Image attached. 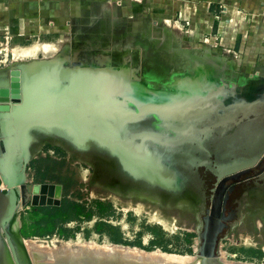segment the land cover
Instances as JSON below:
<instances>
[{"label":"rangeland","instance_id":"1","mask_svg":"<svg viewBox=\"0 0 264 264\" xmlns=\"http://www.w3.org/2000/svg\"><path fill=\"white\" fill-rule=\"evenodd\" d=\"M49 1L50 8L41 9L42 16L51 17L0 26V69L9 68L0 70V86L8 87L12 74L22 68L26 78L35 77L25 102L34 117L20 120L17 106L12 107L13 114L10 104V111L0 112L4 118L13 114L16 120L5 128L0 122V156L21 174L19 181L35 186L40 206L60 205L62 185L72 183L71 200L89 204L101 200L114 206L119 217L110 223L121 229L125 240L140 239L145 248L151 241H162V247L187 257L195 256L204 242L218 168L240 161L238 169L222 177L251 167L227 181L230 190L223 212L227 220L215 253L227 261L264 264V53L244 51V34L218 37L221 19L215 14L226 19L229 15L218 7L209 16L205 0H197L206 19L199 37L177 15V3L183 0ZM110 1L111 7L105 9L102 5ZM251 16L245 28L248 24L249 35L255 37L258 23ZM163 18L179 22L184 32L179 35L167 28ZM17 24L25 30L16 32ZM249 45L255 42L247 41ZM16 48L22 49L20 53ZM52 60L56 63H49ZM38 61L46 65L36 72L32 64ZM49 71L55 75L42 80ZM87 92L91 97L84 98ZM57 97L63 102L54 104ZM188 103L195 114H202L186 125L177 107L184 113L192 109ZM68 111L80 112V117L66 121ZM80 119L85 125L78 123ZM177 127L186 133L179 136ZM102 129L131 149L130 165L97 139ZM9 132L15 137L6 140ZM48 165L52 177L42 179L38 171ZM31 207L35 206L26 209ZM25 210L21 226L22 219L30 221ZM94 222L82 223L69 241L58 236L34 240L58 249L68 244L85 247L88 242L109 244L107 236L93 232ZM86 231H91L89 239ZM185 233L195 235L190 246ZM157 249L161 247L153 251Z\"/></svg>","mask_w":264,"mask_h":264},{"label":"water","instance_id":"2","mask_svg":"<svg viewBox=\"0 0 264 264\" xmlns=\"http://www.w3.org/2000/svg\"><path fill=\"white\" fill-rule=\"evenodd\" d=\"M50 62L56 63V60L49 61V63ZM196 64L197 67H199V61H197ZM32 65L36 68L37 72L40 71V69L46 64L45 62L43 63L38 61L34 62ZM52 65L53 64H50V66ZM8 69L9 68H6L4 71L6 72ZM52 74L53 73L49 71L45 74L46 76L44 79L50 80V78L55 75ZM20 76H22V80ZM12 77L13 79L10 81V85L8 87L0 86V112L10 111L11 106V111H13L12 113L14 114L16 112H14V108L12 109V107L17 106L18 108L16 109L20 114V120L24 121V119H30L31 117L33 118V112H31L29 109L30 106L26 105L25 103L26 97L28 95V92L25 94V88L27 89L26 86L31 87V82L35 80V77H28L29 82H27L25 88L24 81L26 78V73L24 68H22L21 73L14 72ZM48 86L47 88L51 89V87ZM48 89L47 93L42 94L41 98L44 99L46 98L45 96L49 95L50 92ZM88 93L89 92L84 95V98L91 97V95ZM36 98L40 99V97ZM62 100L64 99L57 97L54 104H57V102ZM81 101L85 102L86 100L82 98ZM188 107H191L192 109H189V111H185L184 113L189 114L190 111H193L194 113L195 107L191 103H188ZM202 109L203 108H200L201 112L204 111ZM177 110L180 111L178 113L182 114L180 116V121H182V124L187 125L189 120L192 121L197 118H193L194 114H191L188 118L185 117V114L181 112L180 106L177 107ZM13 114L11 117L9 115L7 118L12 119V121L7 122L6 125L1 122V126L5 128L6 126H9L8 124H14V121L16 120H14ZM2 115L3 114H0V118H4ZM66 116H70V114H66ZM197 116L199 117L200 114ZM177 118L179 119V117ZM15 124L17 125V122H15ZM179 128L180 129H178V127L175 128L176 130L178 129L177 132L179 136L186 133L185 129L181 127ZM101 132L103 134L105 131L103 132L102 129ZM103 135L108 137L111 134L105 132ZM6 137V140H8V138H14L15 135L14 133L7 134ZM109 138L111 139L109 142L108 140L103 139L102 136L98 137L97 139L105 146H108L111 142V144L119 150L111 148L110 150L114 154L119 155L122 160L128 159L131 149L127 146H124L122 143L116 142L112 135ZM127 162L129 163L128 165L131 164L130 159H128ZM250 164H247L246 166H250ZM8 167L9 166H7L4 159L0 156V264H255L242 261H227L225 257V259L222 258L223 255L220 256L215 253L216 239L224 227L222 220H220V214L222 211L223 194L224 191H226L225 183L231 178H238L242 173H238L234 176H229L224 179L222 178L223 175L230 173L233 170L222 174L221 167L218 168V177L221 183L219 185L218 192L215 195L210 213L205 219L206 225L204 233L202 234L204 242L202 243L200 249H198L195 256L186 257L173 255L172 253L169 254L162 251L161 249H157L156 251H146L138 247L139 250H136L135 247L126 245L112 243L100 245L95 242H86V247H81L76 250L70 248L63 250L58 249L59 246L53 245V247H49L39 244V242L35 241L34 239H24L21 235V224L17 231V235H14L13 227L14 223L16 222V218H18L20 222L21 214L29 206V204H32L35 207L40 205L35 204L33 201L35 186L32 183L28 184L18 182L19 176L21 174L18 176H16L17 174L12 175L10 170L7 172L6 169ZM250 169L251 167L245 169L244 173L249 172ZM22 171L24 173V170Z\"/></svg>","mask_w":264,"mask_h":264},{"label":"crops","instance_id":"3","mask_svg":"<svg viewBox=\"0 0 264 264\" xmlns=\"http://www.w3.org/2000/svg\"><path fill=\"white\" fill-rule=\"evenodd\" d=\"M48 3L41 5L38 0H0V26L7 25L9 22H17V23H25V22H38L42 19L45 20L49 16L47 13H44L42 16V7L44 10L47 11L49 5L51 2L47 0ZM41 2V1H40ZM204 8L207 11V14L211 16L213 15L215 9L217 11L218 7L224 8V13H227L229 15V19H226V16L222 14V16L215 14V18L220 20L219 21V28H218V37L224 36L226 33H228L229 38H232L237 34H244V51L245 49L247 52H259L264 53V0H205L204 1ZM113 2L110 1V3L107 4V6H104L106 9L111 7ZM55 4L56 3H52ZM177 15L180 16V19L182 21H187V23L191 26L189 29V32L193 36L199 37L201 36V29L200 25L202 24V20L205 19L201 13L197 4V0H183L180 3H177ZM33 6L37 7L35 8V11H33L31 8ZM53 6L52 8H54ZM241 8V9H240ZM241 10V12L239 11ZM33 11V12H32ZM221 12V11H220ZM41 13V14H40ZM251 15H255L258 26L255 37H252L249 35V25L246 26L247 18H251ZM224 17V19H223ZM244 22V25H242V21ZM244 19V20H243ZM206 20V19H205ZM215 19H212V24H214ZM164 25L167 28L176 29L179 35L181 32H184V29L180 25L179 22H175V20H170L169 18H163ZM176 23L178 25L176 26H170L169 23ZM241 22V28L238 27L239 23ZM23 25V24H22ZM22 25H16L15 31L18 32L25 30L24 26ZM14 31V32H15ZM209 32H213V25L212 28L210 27L208 29ZM205 33H207L205 31ZM203 33V35L205 34ZM69 37V36H68ZM63 40V43H66V38ZM251 41L252 44L255 42V45H249V47L246 46V43ZM229 39H226V43L228 44ZM232 48H235V46ZM22 49L16 48L15 51L18 54ZM228 52V51H227ZM230 53V52H229ZM231 53H236L235 51H231ZM1 71H4L5 69H0ZM0 71V72H1ZM3 74V73H1Z\"/></svg>","mask_w":264,"mask_h":264},{"label":"trees","instance_id":"4","mask_svg":"<svg viewBox=\"0 0 264 264\" xmlns=\"http://www.w3.org/2000/svg\"><path fill=\"white\" fill-rule=\"evenodd\" d=\"M52 162L48 159V163ZM57 164V163H56ZM42 179L52 177L51 167L39 169ZM62 185V184H61ZM72 183L63 184V197L60 205H43L26 209V214L30 215V221L22 219L21 235L24 239H47L58 236L60 239L69 241L76 238L77 233L81 231V225L84 222H94L93 232L100 237L107 236L112 244H120L131 247H139L147 251H153L154 248L161 247L162 251L172 253L167 246L162 247V241L154 240L150 242V247L145 248L139 239L135 242L125 240L121 229L110 223L111 220L119 217L116 209L111 203L96 200L89 203L73 201L69 196V190ZM70 223H76L74 228H69ZM91 231H86V238L89 239ZM195 237L193 233H185V241L190 246L192 239ZM189 254H193L189 248ZM263 257V253L259 252Z\"/></svg>","mask_w":264,"mask_h":264},{"label":"bare ground","instance_id":"5","mask_svg":"<svg viewBox=\"0 0 264 264\" xmlns=\"http://www.w3.org/2000/svg\"><path fill=\"white\" fill-rule=\"evenodd\" d=\"M171 25L172 26H175L174 24H172L171 23ZM47 48V47H46ZM45 49V48H44ZM17 52V51H16ZM20 53V52H19ZM56 65V64H55ZM104 69V68H103ZM69 70V69H68ZM59 71H61L60 72V74H62V72H64V69L63 68H61V69H59ZM65 72H66V70H65ZM32 73V72H31ZM66 75H68L69 77H70V75H72V70L71 71H67V73H66ZM30 78V77H29ZM29 78H25V81H24V88H25V85H27V82H29ZM45 78V77H44ZM44 78L42 79V80H44ZM53 80V79H52ZM51 80V81H52ZM69 81V80H68ZM70 82V81H69ZM31 84H32V82H31ZM87 85V84H86ZM26 87H29V86H26ZM39 87V86H38ZM25 94H26V88H25ZM93 94V93H92ZM94 95V94H93ZM221 102H223V101H221ZM220 103V102H219ZM209 106V105H208ZM18 108V107H17ZM187 111H189L188 109L186 110V112ZM54 112H56V111H54ZM68 114H70V116H66L65 118H67L68 120H66V121H69L70 119H75V120H77L79 117H80V115H79V113L80 112H77V113H75V114H73L71 111H68L67 112ZM54 114V113H53ZM185 114V117L187 116V118L191 115V114H194L193 115V118L194 117H198L197 116V114H195V113H193V111H190V113L189 114H187V113H184ZM202 114V113H201ZM200 114V115H201ZM199 115V114H198ZM3 119V118H2ZM5 119V118H4ZM10 120L12 121V119H7L6 118V120H4V121H0V122H3V123H7V122H10ZM72 122L74 121V120H71ZM78 123L81 125V124H84V119H80V120H78ZM85 125V124H84ZM192 129V128H191ZM98 130V129H97ZM12 134V133H11ZM103 134H105V132L103 133ZM102 136V138L103 139H105V140H107L106 139V135H100V137ZM111 136V135H110ZM102 139V140H103ZM110 139V138H109ZM105 140H103V141H105ZM110 141V140H109ZM108 141V142H109ZM108 147L109 148H111V149H115V147L111 144V142H110V144L108 145ZM117 150V149H116ZM257 161V160H256ZM245 164V163H244ZM238 166L239 165H234V167H230V168H228V167H223L222 169H223V171H224V173H226V172H230L231 170H235V169H237L238 168ZM7 170V172L10 170L11 171V173H12V175H15V174H17L16 172H14V171H12L9 167L6 169ZM19 174H17L16 176H18ZM20 177H21V175L19 176V179H20ZM23 177V176H22ZM23 180V179H22ZM18 182H20L19 180H18ZM25 182V181H24ZM34 203L35 204H38V202H39V194L36 192V189H35V192H34ZM19 226H20V222H19V219L18 218H16V222L14 223V227H13V232H14V235H17V231H18V229H19ZM198 242V241H197ZM62 244V243H61ZM72 246H74V244H68V245H63L61 248L64 250V249H68V248H70V249H73V250H76V249H78V248H80L81 246H75V247H72ZM60 247V246H59ZM86 247V246H85ZM137 250H139V249H137ZM170 254V253H169ZM173 255H176V254H173ZM179 256H181V255H179Z\"/></svg>","mask_w":264,"mask_h":264},{"label":"flooded vegetation","instance_id":"6","mask_svg":"<svg viewBox=\"0 0 264 264\" xmlns=\"http://www.w3.org/2000/svg\"><path fill=\"white\" fill-rule=\"evenodd\" d=\"M196 52V51H195ZM205 52V51H204ZM194 54H198V57H199V55H200V52L199 51H197L196 53H194ZM203 54H205V53H203ZM205 58H207V57H205ZM223 67V66H222ZM68 69H69V71H71V69H70V67H68ZM65 70H66V68H65ZM223 106H221V108H222ZM188 123H189V121H188ZM208 161V160H207ZM238 162V161H237ZM237 162H233V163H231V164H224V165H220V167H221V170H222V174H224V171H223V167H228V168H230V167H234V165H240V161L237 163ZM263 163V162H262ZM239 168V167H238ZM237 168V169H238ZM242 174H244V170H242ZM263 176V175H262ZM225 179V178H224ZM218 182L216 183V187H215V189H214V194H213V196H212V205H213V202H214V199H215V195H216V193L218 192V188H219V185H220V183H221V181H220V179H219V177H218ZM226 191H224V196H223V204H222V211H221V214H220V220H222V223L223 224H225L223 221L224 220H227V218L223 215V212H224V203H225V201H226V199H227V195H228V191L230 190V188H228L227 186H228V184H227V181H226ZM212 207V206H211ZM223 230V229H222ZM220 256H221V254H220Z\"/></svg>","mask_w":264,"mask_h":264},{"label":"built area","instance_id":"7","mask_svg":"<svg viewBox=\"0 0 264 264\" xmlns=\"http://www.w3.org/2000/svg\"><path fill=\"white\" fill-rule=\"evenodd\" d=\"M7 44H8V42H7ZM2 46H3V44H2Z\"/></svg>","mask_w":264,"mask_h":264}]
</instances>
